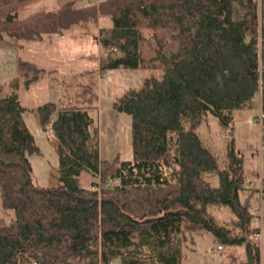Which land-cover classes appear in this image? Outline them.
<instances>
[{"label": "trees", "instance_id": "trees-1", "mask_svg": "<svg viewBox=\"0 0 264 264\" xmlns=\"http://www.w3.org/2000/svg\"><path fill=\"white\" fill-rule=\"evenodd\" d=\"M38 1L0 0V39L37 41L104 17L109 25L93 36L104 50L98 69L147 75L112 102L130 117L128 160L98 157L87 107L32 109L57 159V183L38 186L28 159L38 148L16 91L45 71L17 60L10 92L0 86V204L13 213L0 218V264H181L182 234L198 231L242 244L244 264H259L242 156L230 142L220 168L196 130L209 114L229 126L252 101L264 115V0L69 1L17 18ZM259 124L264 139V118ZM82 172L92 178L87 187L78 184ZM222 205L226 224L209 211Z\"/></svg>", "mask_w": 264, "mask_h": 264}, {"label": "rangeland", "instance_id": "rangeland-1", "mask_svg": "<svg viewBox=\"0 0 264 264\" xmlns=\"http://www.w3.org/2000/svg\"><path fill=\"white\" fill-rule=\"evenodd\" d=\"M83 31V28L76 26L71 33H67L70 35V47L65 46L57 51L51 45L40 44H32L37 45L32 49L30 44L24 42H18L16 49L13 46H16L17 41L13 38L3 35L0 39L1 95L10 92L8 83L18 77L17 58L33 60L45 71L44 77L27 90L18 86L16 91L20 104L25 108L22 113L23 121L38 148L37 153L28 157L31 175L38 186H53L57 183V159L53 150V139L49 130L40 128L32 110L47 101L58 107H87L93 125L97 128L100 159L128 160L131 157L130 117L113 109L112 102L123 91L138 88L147 74L137 68L105 70L101 72V76L97 75L96 62L89 55L95 54L97 50L104 53V50L92 42L94 30ZM79 55L84 57L79 58ZM83 69L88 72L80 74ZM48 71L51 72L50 75ZM258 113V103L252 101L250 107L233 112L229 126L221 125L209 114L197 128L201 142L213 154L220 168L226 165V149L231 142L234 153L242 156L244 173L264 175V139L260 137V124L254 121ZM91 180L89 174L82 172L78 177V184L87 187ZM211 181L215 184L217 177H213ZM260 187L264 189L263 183H260L258 190ZM261 200L264 206V197ZM209 211L220 224H226L231 218L229 208L223 205L220 208L210 207ZM12 215L10 209H4L0 204L1 219L7 221ZM182 237L181 264H237L234 259L230 261L225 257L230 246L219 243L207 232H184ZM217 244L222 245V250H216ZM258 245L261 253L260 264L264 263V223Z\"/></svg>", "mask_w": 264, "mask_h": 264}, {"label": "crops", "instance_id": "crops-1", "mask_svg": "<svg viewBox=\"0 0 264 264\" xmlns=\"http://www.w3.org/2000/svg\"><path fill=\"white\" fill-rule=\"evenodd\" d=\"M74 2L76 8H83L84 6H88V5H95L97 4L100 0H40L32 5H30L27 9L20 11L17 13V18H21L27 14L33 13L35 11H39V10H48V9H52L60 4H63L65 2ZM108 20L104 17H98L96 18V20L93 21H80L78 23L73 24L66 32H64V34L62 35H55V34H44L42 36V38L40 40L37 41H33V40H16L17 44L16 46H13L14 48H18V42H24V44H30V48H35V46H33L32 44H40V45H51V47H53L55 49V51H57V49H60L62 47L68 46L70 47V44L68 42H70V35H68L67 33H71V31L77 27H81L83 28V32H89L90 29L95 31L94 35H97V31L98 28L104 27V26H108ZM11 38V37H10ZM93 41L97 47L99 49H101V47L97 44L96 40L92 37ZM63 49V48H62ZM104 53H101L99 50H97V52L94 54L93 56H89L91 58H93L95 60V64H96V70L95 73L99 76H101V72L105 71V70H99L98 69V59L100 57H103ZM83 55H79V58H83ZM18 60V58L16 59V61ZM25 60V59H22ZM25 61H29L32 62L34 64H36L33 60H25ZM17 63V62H16ZM38 66V64H36ZM40 67V66H38ZM41 68V67H40ZM108 71V70H107ZM88 72V70L83 69L82 71H80V74L82 73H86ZM47 73H49V75L51 74L50 71H48ZM46 73V74H47ZM53 73V72H52ZM44 77V76H43ZM35 84V83H34ZM33 85V84H32ZM31 85V86H32ZM56 86V85H55ZM243 170H244V166H243ZM245 174V186H246V190L243 193V196H249V200L251 202L252 207L257 205L259 203V190L258 187L260 185V183H263L264 185V175L260 176V175H253L250 173H244ZM254 196L256 198H254ZM258 201V202H257ZM257 202V204H256ZM262 202V200H261ZM263 206V205H262ZM264 207V206H263ZM190 233H194V232H190ZM202 233L201 231L196 232V234ZM190 241H192V237H190ZM220 246L219 249H217V247ZM230 246V250L227 253V255H225L226 258H228L230 261L231 260H235V262L237 264H244V259H245V255H244V250H243V245L242 244H232L229 245ZM216 250H222V245L217 244L216 246ZM212 254H215L214 252H212ZM224 257V258H225ZM230 264V262H229ZM232 264H234V262H232Z\"/></svg>", "mask_w": 264, "mask_h": 264}, {"label": "built area", "instance_id": "built-area-1", "mask_svg": "<svg viewBox=\"0 0 264 264\" xmlns=\"http://www.w3.org/2000/svg\"><path fill=\"white\" fill-rule=\"evenodd\" d=\"M110 50L112 52H115V48L111 47ZM264 118V115L259 111L258 115L255 118V122L260 123V121ZM264 197V189L260 187L259 189V203L254 206L252 211V225L253 228L250 230V237L256 242L259 243L261 239V226L264 223V207L262 206L260 200ZM220 246L217 247L219 249ZM35 264V263H32ZM107 264H117L115 261H108ZM260 264H264L263 262H260Z\"/></svg>", "mask_w": 264, "mask_h": 264}]
</instances>
